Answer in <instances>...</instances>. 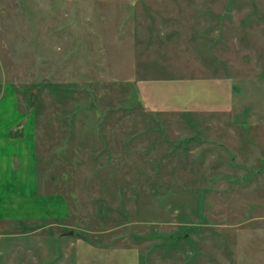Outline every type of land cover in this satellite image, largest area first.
I'll return each instance as SVG.
<instances>
[{
  "label": "rangeland",
  "instance_id": "1",
  "mask_svg": "<svg viewBox=\"0 0 264 264\" xmlns=\"http://www.w3.org/2000/svg\"><path fill=\"white\" fill-rule=\"evenodd\" d=\"M6 89L72 216L2 247L29 264H264V0H0Z\"/></svg>",
  "mask_w": 264,
  "mask_h": 264
},
{
  "label": "crops",
  "instance_id": "2",
  "mask_svg": "<svg viewBox=\"0 0 264 264\" xmlns=\"http://www.w3.org/2000/svg\"><path fill=\"white\" fill-rule=\"evenodd\" d=\"M49 186L39 174L33 119L28 112L20 110L13 91L3 90L0 94V236H25L13 230L30 223L40 225L34 232L40 233L60 227L71 218L66 196L62 192L48 191ZM43 255L48 258L49 250ZM59 257L42 264H61ZM31 258L35 256H31L30 249L23 244L0 245L2 264H29Z\"/></svg>",
  "mask_w": 264,
  "mask_h": 264
},
{
  "label": "water",
  "instance_id": "3",
  "mask_svg": "<svg viewBox=\"0 0 264 264\" xmlns=\"http://www.w3.org/2000/svg\"><path fill=\"white\" fill-rule=\"evenodd\" d=\"M70 234H72V232H69Z\"/></svg>",
  "mask_w": 264,
  "mask_h": 264
}]
</instances>
